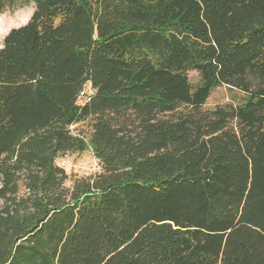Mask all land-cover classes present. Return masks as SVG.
I'll return each mask as SVG.
<instances>
[{"label":"trees","instance_id":"1","mask_svg":"<svg viewBox=\"0 0 264 264\" xmlns=\"http://www.w3.org/2000/svg\"><path fill=\"white\" fill-rule=\"evenodd\" d=\"M28 4L0 47V264H264V0L0 14ZM221 86L241 102L204 109Z\"/></svg>","mask_w":264,"mask_h":264},{"label":"rangeland","instance_id":"2","mask_svg":"<svg viewBox=\"0 0 264 264\" xmlns=\"http://www.w3.org/2000/svg\"><path fill=\"white\" fill-rule=\"evenodd\" d=\"M32 12L33 4H28L0 14V47L2 40L8 31L25 25ZM23 17L26 19L23 20ZM188 78L192 85H195L198 80L197 75L194 72L188 73ZM242 97L243 95L235 90H231L225 86L217 87L212 90L203 108L209 110L216 106L229 104L236 105L241 102ZM82 129H84L83 124L72 127L73 133ZM56 164L63 168L68 176L66 186H70L75 178L91 176L99 171L97 161L92 157L90 152L67 154L57 159Z\"/></svg>","mask_w":264,"mask_h":264},{"label":"built area","instance_id":"3","mask_svg":"<svg viewBox=\"0 0 264 264\" xmlns=\"http://www.w3.org/2000/svg\"><path fill=\"white\" fill-rule=\"evenodd\" d=\"M92 94H93V91H92L90 84L85 83L76 98V105L83 106L92 96Z\"/></svg>","mask_w":264,"mask_h":264},{"label":"bare ground","instance_id":"4","mask_svg":"<svg viewBox=\"0 0 264 264\" xmlns=\"http://www.w3.org/2000/svg\"><path fill=\"white\" fill-rule=\"evenodd\" d=\"M25 19H26V18H25ZM25 19H24V17H23V20H25ZM5 23H6V22H5ZM3 25H4V24H3ZM5 25H6V24H5ZM0 28H1V26H0Z\"/></svg>","mask_w":264,"mask_h":264}]
</instances>
